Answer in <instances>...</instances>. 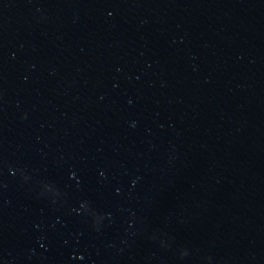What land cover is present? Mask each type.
I'll use <instances>...</instances> for the list:
<instances>
[{"label":"water","instance_id":"1","mask_svg":"<svg viewBox=\"0 0 264 264\" xmlns=\"http://www.w3.org/2000/svg\"><path fill=\"white\" fill-rule=\"evenodd\" d=\"M0 264H264V0H0Z\"/></svg>","mask_w":264,"mask_h":264}]
</instances>
